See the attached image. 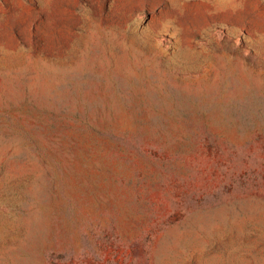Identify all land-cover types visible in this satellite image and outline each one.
<instances>
[{"label": "rangeland", "instance_id": "1", "mask_svg": "<svg viewBox=\"0 0 264 264\" xmlns=\"http://www.w3.org/2000/svg\"><path fill=\"white\" fill-rule=\"evenodd\" d=\"M0 264H264V0H0Z\"/></svg>", "mask_w": 264, "mask_h": 264}]
</instances>
